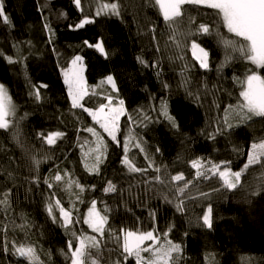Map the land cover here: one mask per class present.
Listing matches in <instances>:
<instances>
[{
  "label": "trees",
  "instance_id": "16d2710c",
  "mask_svg": "<svg viewBox=\"0 0 264 264\" xmlns=\"http://www.w3.org/2000/svg\"><path fill=\"white\" fill-rule=\"evenodd\" d=\"M118 3V16H96L93 0H82L83 11L73 0H0L9 20L4 23L0 18V84L7 88L16 108L14 117L9 118L13 125L0 129V193L10 191V207L0 210V264H28L27 259L14 254V244L33 246L35 264H71L65 254L71 256L70 240L73 247L78 243L72 233L97 235L80 219L93 199L108 216L101 248L87 250L98 264H116L122 259L120 229L167 232L168 239L182 247L178 264H264V164L249 166L240 185L231 191L222 186L218 175L208 171L211 164L220 170H241L251 143L264 138V117L241 119L230 112L228 123L232 127L225 123V110L241 102L239 81L251 71L264 77V68L230 49L235 58L220 68L225 49L215 34L187 39L177 36L184 45L178 48L171 38L172 30L148 0ZM183 7L182 17L176 20L179 31L186 33L189 27L195 29L204 23L225 38L243 43L227 32L215 10ZM85 17L94 22L75 28ZM192 40L209 51L208 69L200 68L193 58ZM96 43L103 44L107 56L88 46ZM75 56L83 60L90 88L81 102L85 107L95 109L105 102L91 89L107 76L113 77L115 98L124 101L125 109L118 122L119 144L82 108L71 107L62 70ZM5 57L17 62L9 63ZM41 84L46 87L39 88L42 95L37 100L30 93ZM162 104H166L176 127L162 114ZM17 125L19 135L14 139ZM87 127H93L107 145L98 173L88 171L82 161L83 148L93 141ZM54 131L64 135L51 146L38 136ZM126 138H130L129 157L145 171L130 172L122 165ZM33 157L42 161L38 171ZM196 158L201 159V171L208 179L196 178V169L190 166ZM149 160L161 169L159 173L149 167ZM57 169L61 181L53 179L50 189L44 178L54 176ZM178 173L193 181L182 197L184 211L177 210L174 187L182 186L183 181L170 182V176ZM157 175L163 183L154 179ZM69 181H78L84 191L81 193L75 183L69 187ZM108 181L115 184L116 192L103 191ZM257 189L259 193L253 195ZM78 193L83 202L77 199ZM57 199L77 221L67 230L55 210ZM49 203L58 222L46 210ZM209 205L211 229L203 226L202 220ZM87 264H91L90 259Z\"/></svg>",
  "mask_w": 264,
  "mask_h": 264
},
{
  "label": "snow or ice",
  "instance_id": "6c2138e0",
  "mask_svg": "<svg viewBox=\"0 0 264 264\" xmlns=\"http://www.w3.org/2000/svg\"><path fill=\"white\" fill-rule=\"evenodd\" d=\"M73 3L77 9L83 11L82 0H73ZM148 3L150 6L158 8L163 20L172 30L173 35L171 38L178 48H182L184 45L176 40L177 36H184L187 39L198 34H215L218 37V42L222 44L225 49V60L221 63L220 68L226 66L230 59L235 58L229 54V49L232 53H239L240 57L251 62V64L255 65L257 68H264V0H148ZM184 5H196L215 10L216 14L222 20V25L227 32L239 38L243 43L225 38L220 35L218 30H213L209 25L204 23L199 24L195 29L189 27L186 33L179 31L176 25V20L177 18L182 17L183 12L185 11L183 7ZM119 8L118 0L117 2L111 3H99L96 7V15L103 13L118 16L120 14ZM61 15H63V13H61ZM0 18H3L4 23H9L2 4H0ZM93 22V19L85 17L80 19L74 27L82 28L86 24ZM190 23H194V20L190 21ZM45 28L47 31L51 32V29L47 24H45ZM85 43L87 44L88 42L85 41ZM88 46L95 47L101 55L107 56L102 43H96L95 45L88 44ZM190 50L200 68L208 69L209 51L205 50V48L195 40H192ZM0 55H2V53H0ZM5 58L8 59L9 63L17 62L11 57ZM179 58L182 59V57ZM80 62L81 57L75 56L71 61V66L62 70L64 83L68 89V97L71 102V107L73 109L82 108L83 111L88 113L92 118L94 124L99 125V127L103 129V132L106 133L113 142L119 144L116 133L119 129L118 122L120 117L125 113L124 101L120 100L119 106L113 107L112 98L105 97L104 99L108 100L107 104L101 102L95 109L85 107L81 102L85 95H87L88 89L82 75L83 69ZM143 62L144 61L141 60V63ZM239 82L242 86L241 91L239 92L241 102L235 107L229 105L225 110V123L228 128L232 127V125L228 123V114L230 112H235L241 119H250L251 116L264 117V77L255 71H251ZM106 83L111 85L113 91L117 90L112 76L109 75L106 77ZM43 87H46V85H39L34 93L30 94L34 95L35 99L40 100L42 94L40 93L39 88ZM15 112L16 108L7 88L3 84H0V129L8 130L13 125V121L9 118L14 117ZM162 114L167 117L173 127H176L175 119L167 113L166 104H162ZM85 130L91 133L92 136L97 137V146L94 149L97 153L95 163L91 166L85 164V167L91 172L98 173L99 164L103 162L102 157L104 156L107 145L103 143L99 134L93 127H87ZM18 135L19 132L17 125V131L13 133V138L16 139ZM63 135L64 134L60 131L49 132L46 135L44 133L38 134L40 139L50 146L56 144V141L62 138ZM129 144L130 138H126L123 143L124 155L121 159L122 165L127 167L130 172L145 171L144 169L136 167L134 161L129 157ZM135 146L139 148L140 151H144L139 143ZM157 151H159V149H157ZM146 159H148L147 156ZM41 163V160L33 157V164L37 171ZM209 163L211 164V162ZM258 164H264V138H261L258 142L254 141L251 143L250 149L247 152V162L243 165V168L240 171L233 172L227 167H225L224 170H220L219 166L216 164H211L208 171H210L212 175H218L219 179L223 182L222 186L231 191L240 185L243 172L248 169L249 166ZM190 166L191 168L196 169V178H200L201 176H203L204 179L209 178L207 174L201 171L204 167L201 159H192L190 161ZM149 167H155L151 160H149ZM155 171L159 173L161 169L155 167ZM65 175L69 174L65 173ZM61 178L60 170L57 169L54 176L44 178V183L51 189L54 187L52 180L61 181ZM34 179L38 182L40 178L36 177ZM154 179L160 183L164 182V179L159 175ZM178 181H183V185L174 184L176 189L175 195L178 199L176 207L178 211H184V199L182 197L189 186L193 184V181L186 180L183 173L170 176V182ZM73 183H75L76 188L80 189L81 193L84 191L78 181H69V187H71ZM259 190L260 189H257L252 194H258ZM103 191L106 194L110 192L114 193L117 191V188L113 182L108 181L107 186ZM0 195L3 196V199H0V206H2V209L0 210L6 211L10 207V191H5L0 193ZM201 195L206 196L207 193H201ZM77 199L80 200V202H83L79 193L77 194ZM165 199H167V197H165ZM55 207L60 213L59 220L63 222L61 226L66 230L70 225L77 222L73 219V212L66 210L59 199L55 201ZM46 210L50 216H53L54 222H58L53 215V206L51 203L46 206ZM107 211V208L103 210L104 213H107ZM80 219H82L83 224L87 225L88 228L97 235L87 236L82 233L77 235L73 232L72 235L78 243L73 247L72 241L70 240L68 242V253H70L71 256L68 257L67 254H65L66 259L70 258L71 264H87L89 259L91 260V264H98L97 259H93L87 255V250L89 248H96L97 250L101 248L100 241L105 236L108 216L102 214L101 210L97 207V201L93 199L90 202L87 212ZM202 220L203 226H206L209 229L212 228L213 218L211 205L207 206V210L204 211L202 215ZM21 227H23V225ZM119 236L122 237V244H118L122 249L119 253V256L122 257V259L118 258L116 264H130V258L135 260V264H178V261L182 258L180 255L182 253L181 245L168 239L167 232L156 234L155 229L143 232L120 229ZM13 248L14 254H18L20 257L27 259L28 264H35L36 252L33 246L25 244L17 246L14 244ZM5 250L7 251L6 247ZM144 253H148L149 255L145 257L143 255Z\"/></svg>",
  "mask_w": 264,
  "mask_h": 264
},
{
  "label": "rangeland",
  "instance_id": "374dc122",
  "mask_svg": "<svg viewBox=\"0 0 264 264\" xmlns=\"http://www.w3.org/2000/svg\"><path fill=\"white\" fill-rule=\"evenodd\" d=\"M95 5V14H96V7L98 6L99 3H101L99 0H93ZM103 14V13H101ZM100 14V15H101ZM98 16V15H96ZM81 66H82V75H83V78H84V81H85V85L88 89V92L90 91V88H88L87 84H86V79H85V66H84V63H83V60L81 58V62H80ZM71 66V64H70ZM69 66V67H70ZM64 78V76H63ZM67 87V86H66ZM92 92H94V95L97 96V97H101V98H105V97H111L112 98V106L113 107H116V106H119V101L118 99L115 98V93L114 91L112 90V87L111 85L107 84L106 83V79L103 83H100L98 86L94 87L91 89ZM67 92H68V89H67ZM105 104L108 103V100L105 99ZM121 118V117H120ZM103 130V129H102ZM117 135V133H116ZM101 138V137H100ZM97 146V137H94L93 136V141L91 144L87 145L85 148H83L82 150V161H83V164L85 166V164H88L89 166H91L93 163H95V157L97 155V153L94 151V149L96 148ZM86 168V167H85ZM243 168V167H242ZM89 171V170H88ZM240 171V170H239ZM245 172V171H244ZM243 172V173H244ZM55 210H57L59 212V210L55 207ZM53 215L54 214V211H53ZM63 223V222H62ZM146 243H151V242H146ZM121 244H122V237H121ZM122 251V249H121ZM145 257H147L149 254L148 253H144L143 254ZM122 258V257H121ZM130 261L131 262H134L135 263V260L133 258H130Z\"/></svg>",
  "mask_w": 264,
  "mask_h": 264
}]
</instances>
